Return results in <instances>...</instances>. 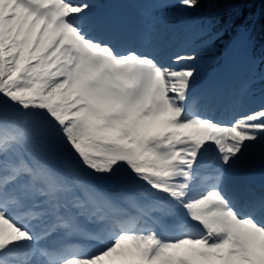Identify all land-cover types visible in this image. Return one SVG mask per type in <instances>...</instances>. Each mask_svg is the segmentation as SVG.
I'll return each instance as SVG.
<instances>
[{
  "label": "snow or ice",
  "instance_id": "6c2138e0",
  "mask_svg": "<svg viewBox=\"0 0 264 264\" xmlns=\"http://www.w3.org/2000/svg\"><path fill=\"white\" fill-rule=\"evenodd\" d=\"M0 264H264V0H0Z\"/></svg>",
  "mask_w": 264,
  "mask_h": 264
}]
</instances>
